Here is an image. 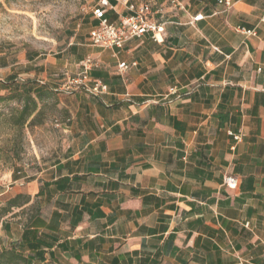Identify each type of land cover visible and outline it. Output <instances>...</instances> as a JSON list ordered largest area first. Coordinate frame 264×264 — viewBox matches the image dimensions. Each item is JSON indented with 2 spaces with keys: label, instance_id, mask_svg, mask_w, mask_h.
I'll return each instance as SVG.
<instances>
[{
  "label": "crops",
  "instance_id": "crops-1",
  "mask_svg": "<svg viewBox=\"0 0 264 264\" xmlns=\"http://www.w3.org/2000/svg\"><path fill=\"white\" fill-rule=\"evenodd\" d=\"M107 1L109 24L147 3L162 32L96 47L92 15L52 56L28 53L18 69L54 85L65 144L0 193V206L29 198L0 215V249L30 263L264 264V0ZM86 57L106 92L59 91Z\"/></svg>",
  "mask_w": 264,
  "mask_h": 264
},
{
  "label": "rangeland",
  "instance_id": "rangeland-1",
  "mask_svg": "<svg viewBox=\"0 0 264 264\" xmlns=\"http://www.w3.org/2000/svg\"><path fill=\"white\" fill-rule=\"evenodd\" d=\"M96 2L0 0V193L17 178L52 165L65 144L54 85L49 79L45 85L25 80L19 66L28 53L52 56L74 30L88 29ZM24 106L31 113L25 120Z\"/></svg>",
  "mask_w": 264,
  "mask_h": 264
},
{
  "label": "built area",
  "instance_id": "built-area-1",
  "mask_svg": "<svg viewBox=\"0 0 264 264\" xmlns=\"http://www.w3.org/2000/svg\"><path fill=\"white\" fill-rule=\"evenodd\" d=\"M225 8L231 6V0H217ZM176 4L175 0H172ZM108 5L107 0H100L99 5L92 9V15L98 20V24L89 32V43L92 46L101 48H117L121 49L125 43L131 39H139L147 33H151L152 38L158 41V36L162 32L161 25L152 21L151 8L149 4L143 3L138 6L130 5L128 8L131 11L129 16L121 19L119 25H111L104 18V11L102 7ZM201 19V16H196L194 20ZM264 24V17L261 18ZM236 31L244 35H254L253 31L237 27ZM96 65V62L91 57L83 59L79 66L81 71L76 75H64V81L59 86V91L72 94L73 92L83 91L91 95H99L106 92L107 88L98 80H91L88 72ZM128 66L125 63L118 65V72H123ZM39 84H44L39 82ZM176 90L171 88L168 90V95L176 94ZM233 138L239 140V135H233ZM222 185L228 189L234 190L238 186V179L232 175H224L222 178Z\"/></svg>",
  "mask_w": 264,
  "mask_h": 264
},
{
  "label": "trees",
  "instance_id": "trees-1",
  "mask_svg": "<svg viewBox=\"0 0 264 264\" xmlns=\"http://www.w3.org/2000/svg\"><path fill=\"white\" fill-rule=\"evenodd\" d=\"M41 85V84H40ZM43 85V84H42ZM0 100H3V97H0ZM22 117L23 120L30 117L31 113L27 112L26 106L22 109ZM29 200L26 196H16L13 199L6 201V203L0 206V215H5L11 212L12 208H18L21 204L27 203ZM32 212L35 211L32 206ZM0 264H53L51 262L38 261L34 263H30L26 257H24L21 253L17 252L13 247H7L4 249H0ZM92 264V263H87ZM105 264V263H98Z\"/></svg>",
  "mask_w": 264,
  "mask_h": 264
}]
</instances>
